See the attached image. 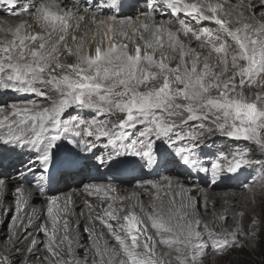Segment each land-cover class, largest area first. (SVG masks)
Returning a JSON list of instances; mask_svg holds the SVG:
<instances>
[{"label": "snow or ice", "instance_id": "snow-or-ice-1", "mask_svg": "<svg viewBox=\"0 0 264 264\" xmlns=\"http://www.w3.org/2000/svg\"><path fill=\"white\" fill-rule=\"evenodd\" d=\"M145 2L146 9L135 0H0L12 16L32 17L6 28L9 38L0 41V95L39 98L0 102V145L32 154L17 171L33 178L38 171L40 191L46 182L67 179L71 173L64 169L143 171L159 169L170 156L179 157L190 172L203 173L209 183L235 177L251 187L242 173L253 162L248 149L215 154L207 166L199 150L209 137L220 135L253 142L264 152V0H246L242 12L221 0ZM158 6L174 20H158ZM83 24L89 27L81 32ZM151 188L157 189L153 195L159 204L144 217L134 209L121 217L118 211L124 209L111 202L97 214L118 247L101 245L85 229L93 239L95 264H170L157 255V247L172 249L177 264H203L209 241L223 254L252 235L242 229L228 237L209 232L205 239L201 222L183 211L189 205L177 206L176 195L183 192L164 193L170 197L165 212L159 186ZM86 190L107 201L116 191L99 184ZM17 192L23 195L22 188ZM47 216L51 229L41 224L38 231L47 238V251L58 257L60 243L70 238L57 241L55 197ZM10 223L18 230L16 214ZM68 229L65 219L62 230ZM37 244L33 238L28 251ZM0 264L10 262L5 257Z\"/></svg>", "mask_w": 264, "mask_h": 264}, {"label": "bare ground", "instance_id": "bare-ground-1", "mask_svg": "<svg viewBox=\"0 0 264 264\" xmlns=\"http://www.w3.org/2000/svg\"><path fill=\"white\" fill-rule=\"evenodd\" d=\"M26 2H30V0H21V3ZM135 2L139 4L140 9L149 7L145 0H135ZM221 2L225 3V7H232L235 12H242L246 0H221ZM17 12H20L19 8ZM136 15H140L139 10ZM156 18L158 20H174V17L166 9L159 8V6ZM184 18L189 19L188 17ZM31 19L32 17L28 15H23L21 18L12 16L7 9L0 6V35L4 37L3 40L9 38L5 31L6 28H15L18 24ZM88 27L89 25L83 24L81 32L87 31ZM209 27H214V25L209 24ZM193 47L196 45L193 44ZM4 101L5 98H2V102ZM161 151H164L163 147ZM199 151L202 153L201 160L206 162L215 161V154H225L219 148L216 149L212 142H209L207 148H203L202 145ZM203 153L211 154L203 155ZM258 154L262 153L250 152L253 162L251 166L242 169L243 176L247 177L248 182H252V184L248 183L251 187H245L243 180L235 177L216 184L209 183V178L205 177L203 173L197 174L195 171L183 170L177 162L179 157L170 156V162L162 165L159 169L146 168L143 171L125 168L117 173L107 174L104 169H101L99 173L95 169H92L91 172H81L79 167L64 169L65 173H71L67 179L60 180L48 188L45 183V191H40L36 186L40 177L38 171L35 178L31 174L21 176L17 171L21 161H27L32 154L20 149L10 151L8 146L0 145V181L3 182L0 184V260L7 257L10 264H65L69 260L74 264H95L93 239L89 238L88 232L93 233L94 237H99L101 245L107 241L110 249L118 247L108 230L96 219L97 214L101 213L102 209L111 202L115 209H124V211H118V215L121 217L133 209L138 215L144 217L145 213L151 211V206L154 203L159 204L154 200L153 194L157 192V189L151 188L153 183L160 188L162 207L165 212L169 207L170 197L165 196L164 193L183 192V196L176 195L177 206L181 202L189 205L183 211L189 214L190 219L201 222L200 230L205 239L209 232L217 237H228L229 233L233 231L247 229L252 234L249 236V240L250 237H255L257 231L261 230L264 225L261 216V208L264 204V187L261 186L262 180H264V162L253 159V157L257 158ZM201 163L205 165V162L201 161ZM169 183H171V188L167 187ZM90 184L115 188L116 191L110 193L114 199L107 201L102 195L90 196L86 190ZM142 186L150 188L151 191L145 192ZM23 187H29L31 191L29 192L26 190L27 188ZM17 188H22V196L17 192ZM44 192H48V195H45ZM53 197L57 198L60 219L57 241H61L65 235L70 238L68 241L60 243L58 257L51 256L47 251L44 246L47 238L38 231V225L41 224H45L51 229V219L47 216V208ZM24 199H30V203L22 204ZM18 201L20 202V211L16 213ZM38 205L39 208H36ZM141 207L143 212H141ZM13 214L17 215L18 230L13 228L10 223V217ZM221 217L227 219H221ZM20 218L23 219L22 225L19 223ZM65 219L69 222L67 233L62 230ZM244 221L249 226L245 225ZM253 221H255L254 225ZM239 222H241V226ZM204 225H207V229L203 227ZM85 229H88V232ZM33 238L38 241V244L30 253L28 248L31 247ZM246 241L247 239L243 236L240 239V244ZM69 243L71 244L70 248ZM210 245L211 241H209L207 254L202 258L203 264L214 261L222 255L212 250ZM233 248L235 247L229 248L226 252ZM156 251L157 255L165 261L177 264L176 253L172 249L157 247Z\"/></svg>", "mask_w": 264, "mask_h": 264}, {"label": "rangeland", "instance_id": "rangeland-1", "mask_svg": "<svg viewBox=\"0 0 264 264\" xmlns=\"http://www.w3.org/2000/svg\"><path fill=\"white\" fill-rule=\"evenodd\" d=\"M3 39H4V37L2 35H0V41H2ZM70 61H71V59L69 60V62ZM2 98H5L4 102H7V103L21 102V101H24L27 99H39L37 97L19 96V95L13 94V93H6L3 95H0V102H2ZM209 142H212L215 145L216 149L219 148L225 154H229L233 151L243 150V149H248L249 155H250V152L251 153H262V154H258L257 158L253 157V159L256 161L264 162V152H262L253 142L244 141V140L234 141V140H231L230 138L223 137L220 135H216L213 137H209L207 142H206L207 146H203V148H207ZM168 159L171 160L170 157H168ZM201 161L205 162V166H207L211 162H213V161L206 162L204 160H201ZM179 166L181 168H183V170L188 171V169H186L182 164L179 163ZM248 183L252 184V182H248ZM22 204H24V203H22ZM36 208H39V205L36 206ZM261 216H262V221L264 224V204L261 208ZM244 224L245 225L247 224V226H249L246 221H244ZM239 225L241 226V222H239ZM244 238L247 239V241L245 243H241L240 246L233 248L232 250L220 255V257H218L214 261H211V262L206 263V264H230V261L232 259L239 258V257H243V258L251 261L254 258V256L260 255L261 254V246H262V243L264 242V225H263V228L261 230L257 231V235L255 237H252V238L250 237L249 240H248L249 236H244Z\"/></svg>", "mask_w": 264, "mask_h": 264}, {"label": "trees", "instance_id": "trees-1", "mask_svg": "<svg viewBox=\"0 0 264 264\" xmlns=\"http://www.w3.org/2000/svg\"><path fill=\"white\" fill-rule=\"evenodd\" d=\"M230 264H264V242L261 246V254L254 256V258L249 261L243 257L234 258L230 261Z\"/></svg>", "mask_w": 264, "mask_h": 264}]
</instances>
